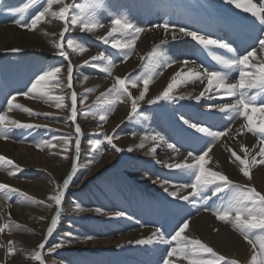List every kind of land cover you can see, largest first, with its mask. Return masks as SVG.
Here are the masks:
<instances>
[{"label":"rangeland","instance_id":"obj_1","mask_svg":"<svg viewBox=\"0 0 264 264\" xmlns=\"http://www.w3.org/2000/svg\"><path fill=\"white\" fill-rule=\"evenodd\" d=\"M88 3L89 0H64V4L77 6L71 9V13L79 14L80 6H84V14L94 16L96 21L102 25V27H98L92 31H82L79 27L73 28L69 22V31L65 33L64 43V50L68 52L69 59L65 60L63 57L55 54L57 51V45L61 40L60 32L64 29V23L62 21L54 19L49 15L38 23L35 30H29L14 23L17 19H22V23H30V20L46 6L45 0H35V3H33L32 0H0V30L13 28L22 33L40 35L42 33L47 36L49 29L52 33L51 36H54V38L57 37L55 40V47L53 48L49 47L50 43L48 42V47L46 49L10 47L6 50H0V110L5 109L6 100L10 97V95L26 91L27 88L30 87V82L35 78V76L42 70L51 66H62V71L59 74V78L62 83L60 87H54L52 89V96L65 97V107L61 109L55 106L54 99L45 103L42 99L26 98L22 95H18L14 104H21L24 107L33 110L34 113H39V115L30 116L19 110H6L5 114L9 119H16L21 123L41 125L42 127L14 129L7 139L0 138V144L6 143L16 148L22 147L29 150L32 148L31 151L33 153L45 155V157H49L50 154L56 151V153L58 152L57 155L59 158L63 161L69 159V171L65 177H62V180L55 183V189H53L52 195H55L58 192L63 179L71 172V166L74 160L77 164V173L73 177L69 189L66 190L60 207L61 217L58 221V225L54 229L52 236L47 238L44 249H39V245L46 239L47 228L50 226L51 219L55 216L57 208L55 204L51 205L47 203L48 201L41 199L39 196H34L28 193L26 185L40 180L44 175L51 178V174L45 169L24 166L20 160H17L12 155L13 152L10 151V149H2L0 147V156L10 159L16 166V168H13L12 165H9L4 161H0V183H5L11 188L17 190L16 192L10 194V198H6L3 194H0V227L10 225L15 222L14 226H19L18 228H21L22 225L18 223V221L14 220L11 213L13 206H17L19 208L21 207L20 209L26 208V213H30L28 209H44V207H51L53 210L52 213L49 214L50 218L48 220V224L44 230L42 238L39 243H37L33 254L35 256V253L40 251L44 264L49 263L47 257L54 258L61 255L65 256L66 259L69 260L70 264H149L144 255L149 257L152 254L145 252L146 250H144V247H146L147 244H137V240H146L151 238L157 228L161 229L159 227L161 226L159 225L161 221L163 222V226L166 231L171 232L167 239H170L171 235H173L178 229L179 224L183 222V219H188L190 224L192 222V217H190L188 213V210L191 209L190 203L186 202L185 205H181L183 210L177 209V207L174 208L177 203H185V201H179L176 198L170 197L168 193L163 191L161 188L158 189L159 186L166 185L164 182L167 181L166 179L170 173L173 172L171 175L173 177V175L179 174L180 171L176 169H169L167 167V164L163 161L164 155L161 152L162 149H159L160 144H165V142L160 141L161 139L154 140L152 137H161L156 130L158 126L160 129L164 126L169 129L166 135L167 138L173 142L176 141L179 143V137H186L187 131L191 129H188L187 125L183 124V121L180 119L181 116H183L180 113L181 108H177L174 101L192 100L196 96V89L192 88L189 83L182 84L175 87L170 93L172 96L177 97L176 99L168 101L161 100L152 105L147 103L148 100H153L156 96L160 95L167 85L172 82L173 70L171 67H160L159 63L153 62L154 55H158L161 51H164L165 47H172V43H164L163 37H160L159 39L153 37L152 39L149 38L146 40L147 44H145V53L137 66L130 72L120 74L117 69L126 63L134 54L138 42L143 38L142 36L146 34L145 31L153 25L160 23L161 18L158 17L156 12V10L158 11V7H161L162 5L169 7L167 21L176 27V15L181 11V9H183L176 6L180 5L185 8L194 6L195 8V5H202L204 8L206 6V9L208 10L210 8V4H213V0H159V3L158 0H102L103 6L96 7L94 9H89L87 7ZM25 4H28L29 7L23 14H20L17 9L23 7ZM62 6L63 4H55L53 5L52 10L58 11ZM212 10L213 8L211 6V11ZM245 14L251 16L250 13ZM117 15H125L132 23L134 22L133 24L145 28V31L141 33L136 40V44L127 61L123 60V55L120 50L114 49L110 46V43L104 42V39L111 41L113 39L126 38L121 36L119 33H114L112 36L108 35L112 28L111 19ZM134 17H136V19ZM170 18L173 19V21ZM247 24L249 27L244 25L243 33L246 36L253 37L256 34L257 19L255 18ZM69 37L74 38L76 42L85 47L86 51L81 53L68 48L66 40ZM43 40L46 39L44 38ZM185 44V51L190 54L191 47H189V42L188 44L185 42ZM195 47L197 48L198 57L202 63L207 65L203 58L206 57L208 50H202L197 47V45ZM14 49H18L19 51H13ZM259 52L261 53L262 51L259 50ZM101 53L104 54L105 59L95 61L91 60L93 56H99ZM109 59L112 61L113 65L110 73L100 71L96 67H93L94 64L108 66L107 61ZM69 61L73 65V87L71 89L66 86L67 65ZM85 61H90V63L84 64ZM163 70L166 71L164 72ZM116 77H130L132 79L143 77L150 78L149 89L145 94V99L138 102V108L141 115H134L131 118L129 117V113L131 111V100L127 99V97L123 98L119 102H116L114 105H110L109 101L115 99L114 94L102 95V93H107L108 89L115 83ZM161 77H164V82L161 83L162 85H159L160 87L158 86L156 92L152 91L153 85L158 82L157 80ZM73 91L77 94L78 115L76 123H78L81 127L80 155L78 158H74L76 139L75 124L69 119L71 115V94ZM141 91H143L142 83H139L136 88L129 86V92L133 97H138ZM181 96L185 98L180 99L179 97ZM84 97H86V99H84ZM82 99L83 103H81ZM122 105H127V110L129 111H127L122 120L110 132H108V121L115 115L118 107ZM105 113H107V119L101 121L99 116ZM248 116H250L249 118L253 126L264 127L260 115L258 116L249 112ZM238 119V123H241L244 127L248 123V121L243 117L237 118L236 120ZM172 123L175 126H179L181 130L173 129V126H170L169 128L168 124ZM241 126L237 133H240L241 136V148L243 145L247 149V152L243 149L240 151H242L241 153H248L250 149L249 140L255 139V136H253L252 133L249 134L246 127L243 128ZM101 133L113 136V143L117 147L121 148L122 151L117 152L111 145L107 144V142L103 139V136L100 135ZM63 136L71 137V144L68 149H65L63 145L58 142V138ZM97 140L100 141L99 144L96 143ZM45 142H50V145L45 144ZM141 144L143 147L140 146ZM175 144L176 143H174V145ZM37 145H40V147H37ZM175 146L178 147L177 144ZM234 147L235 146L232 144L230 147L231 151L236 152ZM129 148H131L132 151H128ZM153 148L156 150L155 153L151 152V149ZM241 153L237 152L239 155H241ZM105 154L114 155L113 160L108 165L104 166L97 174L86 178L88 174L87 168H89V170L93 169V165L100 161ZM86 157L91 160L84 161ZM251 165L249 164L248 166L250 168H256L255 165ZM207 167L214 171L222 172L237 184H246L240 180H235L229 174V171H225L227 168L220 162H217L214 167ZM239 168L240 167H236L237 170ZM256 170L258 169L256 168ZM10 172H14V175H9ZM180 176L184 177L185 175L180 173ZM242 177L245 178L243 174ZM187 178L190 183L191 177L189 176ZM83 180L84 182L81 183ZM258 180L264 184V177H261ZM246 185L255 187L257 191L264 193V191L261 190V187H256L257 185ZM191 191L192 190H190V192ZM205 195H211V188L205 193ZM229 196L230 193H227L226 191L219 193L216 197H212V199L208 200L207 206H219L226 202ZM88 198H94V200L98 199L99 202L110 204L112 206H122L132 203L135 207L137 206L145 212L146 221L150 225L147 223V226L143 227H148V232L142 235L141 238L129 242V245L128 243H125L103 249L99 247L90 249L72 247V243L75 241L76 236H80L81 228H83L85 224L92 226V228H96L101 226L103 223L109 222V220H112V223L115 221H121V223L119 222L120 224H124L126 222V227L124 229L122 228L113 231L114 233H112L111 237L115 238L118 237L116 234L120 232V230L136 232L139 229L137 228V222L139 224V221L132 222L131 219L127 220L126 216H121L115 219L114 214L116 212H121L119 209L122 208L107 213L105 217L96 215V212L98 213L100 211H97L99 209L98 207L95 208L96 210L94 213L83 214L82 212L86 209L85 205ZM98 201L94 202L98 203ZM201 203L198 204L201 205ZM65 204H70L71 206L67 212L63 209ZM77 204L80 206L79 209L76 207ZM174 215L179 217L174 220L170 219V217ZM136 216L139 217L138 212L136 213ZM39 218V221L43 219L41 216H39ZM100 219L103 223L99 222ZM77 225H81V228H78ZM131 225H135V227ZM62 226L67 229L68 232L60 237L58 235H60L59 233L62 229L60 227ZM70 231L72 234L71 236H68ZM162 232L164 233L165 231ZM11 234V228H5L3 231H0V264H10V260L16 255ZM91 236V239H89V237L86 238L88 240H92L94 236ZM254 236L255 234H253V238ZM188 237L201 240L203 243L211 247L218 255L225 257L228 261L235 260L237 261V264H252L251 258L254 254L257 256V261L261 259L259 255V245H257L258 248H253V246L245 239L240 240L247 246L245 248L229 247L228 250H219L212 243L207 242L198 236ZM96 239L97 236H95V240ZM69 240H71L72 243H68ZM9 242H11V253L9 252ZM57 242H62V247L53 250V245ZM174 243L175 242H173L172 246ZM154 244H157V242L155 241ZM127 249L128 251H126ZM154 251L155 249H153L152 252L154 253ZM131 255L135 257V261L133 262L129 259ZM34 256L31 257L29 261L34 262V264H40ZM116 258H119L120 260ZM169 259L171 261V257ZM181 263L188 264V261L187 263Z\"/></svg>","mask_w":264,"mask_h":264},{"label":"snow or ice","instance_id":"obj_2","mask_svg":"<svg viewBox=\"0 0 264 264\" xmlns=\"http://www.w3.org/2000/svg\"><path fill=\"white\" fill-rule=\"evenodd\" d=\"M32 2L35 3V0H32ZM227 3L234 5L236 9H241L245 13H250L251 16L258 19L260 25L264 26V5H258L254 2V0H227ZM55 4H63V6L60 7L58 11H53V5ZM45 5L46 6L43 8V10L39 11L38 14L30 20V23H22V19H17L14 21V23L29 30H35L38 23L49 15L62 21L64 23V29L60 32L61 40L57 45V51L55 54L63 57L65 60L69 59L68 52L64 50L65 33L69 31V22L73 28L79 27L82 31H92L98 27H102V25L96 21L94 16L84 14V6H80V12L77 14L71 13V9L77 6L64 4V0H45ZM100 6H103L102 0H89L87 5L89 9H94ZM28 7L29 5L25 4L23 7L17 9V11L20 14H23ZM111 25L112 28L108 33L109 36H112L114 33H119L121 36L126 38L113 39L111 41L104 39V42L110 43L112 48L120 50L123 55V60L127 61L132 49L136 44V40L140 34L145 31V28L133 24L125 15L115 16L113 19H111ZM152 27L162 28L164 29L165 33L171 31L173 40L177 39V33H179L184 37H190L193 41H196L205 49H211L215 47L227 49L228 52L234 51L229 43H226L220 39H214L206 34H200L196 30H188L187 26L175 27L168 21H164L162 23L155 24ZM259 31L261 34L255 38L252 51H249L244 55L232 56L231 58L221 55L213 56V59L228 71H210L208 69L199 71L195 68H188L187 72L184 73L183 76L181 72H177L172 78V82L167 85L164 91L160 95L156 96L153 100H148L147 102L149 105H152L161 100H174L177 97L172 96L170 93L175 87L188 82L200 81L203 83L205 79L207 80L206 91H212L214 89L216 92L227 94L233 99L232 103L209 105L208 108L210 111L205 114L210 118V121L208 122H192L191 120L185 119L183 116H181L180 119L183 121V124L187 125L188 129L194 130L189 132L188 135L196 141L202 142L203 146L199 154H196L194 151L188 152V156L185 158V161L191 158L193 161L192 163L183 162L167 165L169 169H176L184 175L190 176L191 182L173 185L176 188L175 191H169L167 187L164 188V191L168 193L170 197L188 202L194 207L197 206L198 203L202 202L201 206L203 207L204 211L211 212L218 221H222L225 224H231V226L237 230L244 237V239L253 246V248H256V246L259 245V255L261 259L257 261V256L254 254L251 258L252 264H264V193L257 191L255 187L250 185L237 184L233 180L229 179L227 175L219 171H214L206 167V165L211 159L209 153L212 152L215 142L219 140V138L225 136L227 132L231 131L230 128H225L223 131L213 130L214 125L211 121L215 120V113H213L211 109L215 108H218L220 113L229 114L228 118L230 120L243 117L248 121V123L245 125L247 131L252 133V135L257 138L261 145L259 152L252 156L251 164H264V127L253 126L248 116L249 112H258L260 113V118L264 120V101L258 102V96H264V67H261L257 70L258 74L257 71H252L251 74H248L250 69L249 60L250 57L256 56V47L254 45L257 42L259 45V50L264 52V27H262ZM66 44L68 48H71L73 51H79L81 53L86 51V48L76 42L74 38H67ZM13 51L19 50L14 49ZM103 59H105L103 53H101L99 56H93L91 58L93 61ZM153 62L159 63L160 67H167L169 64L175 63L176 61L170 59L166 52L161 51L158 55L153 56ZM88 63H90V61L84 62V64ZM183 63L187 64L188 62L184 61ZM107 64L108 66L94 64L93 67H96L100 71L110 73L111 67L113 66L112 61L109 59ZM61 71L62 66H51L45 70H42L30 82V87H28L26 91L17 92L16 94L10 95V97L7 98L5 109L0 110V138L7 139L14 129H31L42 127L41 125L21 123L16 119L8 118V116L5 114L6 110H19L27 113L30 116L39 115V113H34L33 110L26 108L21 104H14V101L18 95H22L26 98L42 99L45 101V103H48L50 100L54 99L55 106L57 108L62 109L65 107L64 96H52V89L54 87L61 86L62 82L59 78ZM231 71H238L239 73L238 80L235 83L230 82ZM139 83L143 84V91L140 92L138 97H133L129 92V86L136 88ZM149 83L150 78L148 77L137 79H132L130 77H116L115 83L112 84L107 93H102V95L114 94L115 99L109 101L110 105H114L116 102H119L123 98L127 97V99L131 100V111L129 113V117L131 118L134 115L139 116L141 113L139 112L138 102L145 99V94L149 89ZM66 86L69 89L73 87V65L70 61L67 65ZM203 96H205V92L202 91L199 96L195 97V100L199 102ZM179 98L184 99L185 97L181 96ZM208 98L211 99V96ZM84 99H86V97H84ZM81 103H83V99L81 100ZM77 115V94L73 91L71 94V115L69 119L75 124L76 139L74 158H78L80 155L81 127L78 123H76ZM99 119L101 121L106 120L107 113L101 114ZM100 135H102L107 144L111 145L117 152L122 151L121 148L117 147L113 143V136L104 135L103 133ZM152 139H163V137L154 136ZM209 140L211 142H209ZM58 142L61 143L65 149H68L69 145L71 144V137H60L58 138ZM96 143L99 144L100 141L97 140ZM45 144L50 145V142H45ZM140 146L143 147L142 144ZM37 147H40V145H37ZM168 147L173 151L179 152V149L174 144H169ZM242 149L247 152V149L243 145ZM128 151H132V149L129 148ZM155 151V148L151 149L152 153H155ZM256 155H259L261 159L256 160ZM231 156L235 158L232 161L233 163L237 161L239 162L240 172L245 177L250 178V167L248 166V160L246 158H242L240 155H237L235 151L231 152ZM0 161H4L7 164L12 165L13 168H16L13 161L7 159L4 156H0ZM76 173L77 164L74 160L71 166V172L66 178L63 179L62 184L59 186L58 192L50 197V199L54 201L57 210L55 216H53L51 219L50 226L47 228L46 239L39 245V249H44L47 238L52 236L54 229L58 225V221L61 217L60 207L62 201L64 199L66 190L69 189ZM9 175H14V172H10ZM164 183H168V181H165ZM187 188H190L192 191L188 193V195H181V192ZM210 188L211 195H205V193ZM16 191V189L11 188L9 185L0 183V194H3L6 198H10V194ZM225 191L230 193V196L226 202L216 207L207 206L208 200ZM76 207L79 209V204H77ZM97 211H99V209ZM124 215L125 213L123 212H116L114 217L119 218ZM5 228L10 229L11 225H4L0 227V231H3ZM188 228L189 220L183 219V222L179 224L178 229L173 235H171L170 239L165 238L164 233L159 228H157L152 234V236L155 237L156 242L167 243L169 245H172L173 242H175L174 246L170 247L168 250L163 264H172L169 258L173 257L174 255L187 260L188 264H237V261L235 260L228 261L225 259V257L218 255L211 247L203 243L201 240L192 239L184 235ZM253 234H255L254 238ZM68 236H71V233H68ZM89 239H91V237H89ZM68 243H72V241L69 240ZM136 243L148 244L153 243V240L152 238L146 240H137ZM9 245V252L11 253V242H9ZM60 247H62V242H57L53 245V250L59 249ZM35 259L39 261L40 264H44L40 251L35 253Z\"/></svg>","mask_w":264,"mask_h":264},{"label":"bare ground","instance_id":"obj_3","mask_svg":"<svg viewBox=\"0 0 264 264\" xmlns=\"http://www.w3.org/2000/svg\"><path fill=\"white\" fill-rule=\"evenodd\" d=\"M203 1H207V0H203ZM254 2L257 3L258 5H264V0H254ZM158 3H159V0H158ZM211 6L213 8L212 11H211ZM176 7L183 8L176 15L177 16V22L175 23L176 27L187 26L188 30H196L200 34H206L214 39H220L226 43H229L230 46L234 49V51L228 52L227 49H220V48H215V47L211 49H207L208 51L206 53V57L203 58L207 63V65H205L204 63H202V61L198 57L197 48L195 46L197 45V47H199L202 50L205 48L199 45L196 41H193L190 37H184L180 35L179 33H177V39L173 40L171 31H169L168 33H165L164 29L162 28L151 27L145 31L146 33L144 35L145 37L142 36L143 38L138 42V45H137V48L134 54L128 59L126 63H124L117 69L118 73L120 74L128 73L137 66V64L140 62V59H142L143 54L145 53V50H146L145 44H147L146 40L149 38L152 39L153 37L157 39H159L160 37H163L164 43H172L171 44L172 47L164 48V52L167 53V56L170 59H173L176 61L175 63L169 64V66L173 70L172 78L177 72H181L183 76V74L187 72L188 68H195L199 71H203L206 68L209 69L210 71L211 70L228 71L227 69H224L223 66L219 65L213 59V56L221 55V56H226V57L231 58L232 56H240V55L246 54L249 51H252L253 42L255 38L261 34L259 30L262 27H264L259 24V21L256 17L246 15L245 13H243L241 9H236L234 5L227 3V0H213V4L212 5L210 4V8L208 10L206 9V6L204 8L202 7V5H195V8L194 6L185 8L180 5ZM156 12L158 14V17L161 18L160 23L167 21V15L169 14V7L162 5L161 7H158V11L156 10ZM134 18L136 19V17ZM142 18H143V15H142ZM255 18L257 19L256 34L253 37L246 36L243 33L244 25L249 27L247 23L253 21ZM171 20L173 21V19ZM48 32L49 33L46 36V35H43L42 33L41 35L22 33L13 28L1 29L0 30V50H6L10 47H13V48L21 47V48H26V49H29V48L46 49L48 47V42L50 43L49 47L53 48L55 47V44H56L55 40L57 37L54 38V36L53 37L51 36L52 34L51 30L48 29ZM44 38L46 40H43ZM185 42H187V44L189 42V45H190L189 47H191L190 54L185 51V45H186ZM254 46L257 48L256 56L250 57V60H249L250 69H249L248 74H251L252 71H257L259 68L264 67V52H261V53L259 52L258 42ZM192 52H193V56H192ZM184 61H187L188 63L184 64L183 63ZM163 71L165 72L166 70H163ZM257 74H258V71H257ZM238 75H239L238 71H231L230 72V77H231L230 82H233V83L237 82ZM177 79H180V78H177ZM164 80H165L164 77H161L160 79H158L157 80L158 82H156L153 85L152 91L156 92L158 86L162 82H164ZM188 83L191 85L192 88L196 89V94H195L196 96H199L202 91L205 92V96L201 97L199 102L195 100L196 96L192 100H189V101H185V100H175L174 101L176 103L177 108L178 107L181 108L182 112L180 111V113L184 116V118L189 119L192 122L210 121V118L205 115L206 113L210 111V109L208 108L209 105L233 102V99L229 97L227 94L218 93L214 89L212 91H206V88H207L206 79L204 80L203 83H201L200 81L188 82ZM209 96H211V99L208 98ZM260 101H264V96H258V102ZM127 111H129L127 110V105H124V106L122 105L118 107L115 115L111 117L110 120L108 121V124H107L108 132H110L122 120V118L124 117ZM211 111L215 113V120L211 121L214 125L213 130L223 131L225 128H230L231 131L227 132L225 136L219 138V140L215 142L212 152L209 153V156L211 157V159L209 163L206 165V167L207 166L214 167V165L217 164V162L218 163L220 162L224 167L227 168L225 171H229V174L235 180H240L246 184L257 185L256 187L259 186L261 187V190L264 191V184L258 180L261 177H264V164H256L255 166L258 170H256V168L251 167L250 176L252 177L243 178L242 173L240 172V168L238 170L236 169V167H240L239 162L238 161L235 163L232 162L235 158L231 156V152H232L230 151L231 145L233 144L235 146L234 148L236 149V153L242 152L240 151L242 149L241 148L242 141L240 139L241 136H240V133H237L240 130V126L242 125L241 123H238L239 119L230 120L228 118L229 114L220 113L218 108L211 109ZM250 113H253L258 116L260 115V113L258 112H250ZM262 121L264 124V120ZM170 126H173L172 127L173 129L181 130L179 126H175L173 123L168 124L169 128ZM241 127L245 128L243 125ZM161 129L159 128V126L156 128L157 132L161 135V137H163V139H161L160 141L162 142L164 141L165 144L161 143L159 146V149H162L161 152L164 155L163 161H165L167 165L183 163V162L192 163L193 161L191 160V158L185 161V158L188 156V152L194 151L196 154H199L201 152L202 146H203L202 142L196 141L195 139L191 138L188 135V133L192 132V130L187 131L186 137H179L178 138L179 143H178L176 141L173 142L172 140L167 138L166 134L169 130L168 128L164 126ZM248 133L251 134L250 132ZM209 142L211 141L209 140ZM169 143L170 144L176 143L178 146L177 148L179 149V152L173 151L171 148H169L168 147ZM260 146L261 145L256 137L255 139H250L249 140L250 149L248 153H241L240 156L242 158H246L249 164L251 165L252 156L259 152L258 148H260ZM0 147L2 149H5V148L10 149V151L13 152L12 155L17 160H20L24 166L38 167L41 169L48 170L50 172L51 178L47 175H44L43 178H41L42 180L40 179V180L27 184L26 190L31 195L39 196L41 199L48 201L47 203L51 205L55 204L54 201L50 199V196L53 194V189H55V183L62 180V177H65V175L68 173L69 168H70L69 159L63 161L62 159L59 158V156L57 155L58 152L56 153V151L50 154L49 157H45V155L33 153L31 151L32 148L31 150L22 148V147L16 148L6 143L0 144ZM86 158L84 159V161L91 160V159H88V158L86 159ZM113 158H114V155L105 154L100 161H98L95 165H93L94 167L93 169L89 170V168H87L88 174L86 178L97 174L104 166L108 165L113 160ZM260 159H261L260 156L256 155V160H260ZM172 173H170L166 179L168 183H166V185L164 186H159L158 189L161 188L164 191V188L167 187L169 191L170 190L175 191L176 188L173 185L189 183V180L187 178L189 176L185 175L184 177H181L180 176L181 172H180L179 174L177 175L175 174L172 177L171 176ZM84 180L81 183H83ZM190 190H191L190 188L184 189L181 192V195H187V193H189ZM86 201H87L85 205L86 209L83 210L82 212L83 214L84 213H94V211L96 210L95 208L98 207L100 211L98 213L96 212V215L100 217H105L107 213L113 212L116 209L122 208L119 210L125 213L124 217L126 216L127 220L131 219L132 222L139 221V224L137 222V225H138L137 228L139 229L136 232H133V231L127 232L124 230H120V232L116 234L118 237L115 238V237H111L112 233H114L113 231L122 229V228L124 229L126 227V222L124 224H120L121 221H118V222L115 221L114 223H112L113 221L109 220V222L103 223L102 220L100 219L99 222L103 224L96 228H92V226L88 224L87 225L85 224L83 228H81V225H77L78 228H81L80 236L79 235L76 236L75 241L72 243V247H81V249H87V248L90 249V248L99 247L103 249V248L117 246V245H121L125 243H128L129 245V242L141 238L142 235L148 232V227H143V226H147V223H148L146 221L145 212L141 210L139 207L137 206L135 207L132 203H128L127 205H122V206L120 205L112 206L110 204H104L102 202H99L98 199L94 200V198L92 199L88 198ZM94 201H98V203ZM183 204L185 205L186 202L177 203V205L174 208L177 207V209L183 210L181 208V205ZM190 206H191V209L188 210V213H189V216L192 217V222L191 224L189 223V228L185 231L184 235L198 236L199 238L212 243L219 250H222V249L228 250L229 247H236V248L247 247L244 243L240 241L241 239H244V237L237 230H235L231 226V224H225L222 221H218L216 217L212 215L211 212L204 211L203 207L200 204H197V206L195 207L192 204ZM20 208L17 206H13L12 211H11L14 217V220L18 221V223H20L22 226L21 228H18L19 226L18 227L14 226L15 222L10 224L11 233H12L11 238L13 239V242H14L13 244H14L15 253H16V255L10 260V264H34V262H30L29 260L31 257L34 256L33 254H34L36 245L37 243H39L40 239L42 238V235L44 234V230L50 218L49 214L52 213L53 209L51 207H44V209L34 208V209H28L30 213H26L25 211L26 208L25 209H20ZM70 208H71L70 204H65L63 207L65 212H67ZM137 212L139 213V217L136 216ZM39 216L43 218L40 221L38 220L40 219ZM178 217L174 215V216H171L170 219L174 220L175 218H178ZM111 219H114V218H111ZM148 225L150 224L148 223ZM159 225H161L159 226L161 230L165 231L164 232L165 238L169 237L171 232L166 231V229L163 226L162 221L160 222ZM131 226L135 227V225H131ZM60 228L62 229L60 230V233H59L60 235L58 236L61 237L63 234L68 232V230L63 228V226ZM134 231H135V228H134ZM69 233L72 234L71 231ZM91 235L94 236L93 239L88 240L86 237H92ZM95 236H97L96 240H95ZM151 238L153 240V243H148L147 246L144 247V250H146L145 251L146 253L148 252L152 255L149 257L144 255L146 257L145 259L147 262H149V264H163L165 255L167 254L170 247H172V245H169L167 243H159V242H157V244H154L155 237L152 236ZM256 248H258V246H256ZM153 249H155L154 253L152 252ZM126 251H128V249ZM116 259H119V258H116ZM129 259L132 262L135 261V257L133 255H131ZM47 260H49L48 264H70L69 260L66 259V257L63 255L57 256L54 258L47 257ZM171 262L172 264H182L181 262L187 263V260H184L174 255L173 257H171ZM132 264H136V263H132Z\"/></svg>","mask_w":264,"mask_h":264}]
</instances>
